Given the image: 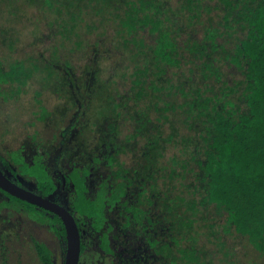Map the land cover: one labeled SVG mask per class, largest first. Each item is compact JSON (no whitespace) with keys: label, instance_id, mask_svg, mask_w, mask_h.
I'll list each match as a JSON object with an SVG mask.
<instances>
[{"label":"trees","instance_id":"trees-1","mask_svg":"<svg viewBox=\"0 0 264 264\" xmlns=\"http://www.w3.org/2000/svg\"><path fill=\"white\" fill-rule=\"evenodd\" d=\"M39 1L0 0L3 44L13 49L18 38L8 35L11 19L37 26L44 19L48 37L60 36L55 58L67 40L123 49L121 64L103 78L118 122L105 121V140L88 161L70 162L65 176L75 191L70 209L91 218L97 236L90 249L82 241L81 257L264 264V0ZM34 3L41 13L25 14ZM24 58L5 64L0 57L5 99L22 93L39 70ZM49 114L41 104L38 119ZM10 155L40 193H55L46 152L28 158L16 148ZM153 155L156 169L139 172L129 161L144 165ZM3 192L0 211L21 204L66 238L57 213ZM34 244L42 264H55L45 242ZM9 259L0 255V264Z\"/></svg>","mask_w":264,"mask_h":264},{"label":"rangeland","instance_id":"rangeland-1","mask_svg":"<svg viewBox=\"0 0 264 264\" xmlns=\"http://www.w3.org/2000/svg\"><path fill=\"white\" fill-rule=\"evenodd\" d=\"M37 6V3L24 6L25 14L41 13ZM1 19L5 18L1 16ZM11 21L8 35L18 38L13 49L9 44H3L0 38V57L5 59V64L29 54L40 57L24 58L29 65L31 61L38 63L39 70L29 79L22 93L10 99L0 96V167L16 183L37 191L36 180L20 172L10 152L22 148L26 157L30 158L32 152L42 149L47 154L50 171L60 185L55 198L70 206L75 196L74 189L70 183L63 185L62 179L68 172V164L76 160L78 164L88 161L109 133L105 121L118 122L114 99H109L112 89L103 78L112 76L117 63L121 64L123 49H114L112 42L104 48L88 42L83 48L67 40L60 47V58H55L52 56L53 44L59 35L48 37L51 29L44 25V19L39 26L31 20ZM74 38L79 39L77 35ZM65 57L71 64L65 61ZM125 59L127 63L129 58ZM41 104L50 110L45 119H38ZM129 161L132 168H137L139 172L158 167L154 155L150 161L143 159L144 165L132 159ZM76 216L83 229L82 240L90 249L97 241L91 218L79 213ZM117 216L112 213V219L119 221ZM35 239L48 245L55 264H64L67 249L64 235L47 222L34 220L22 205L20 210H3L0 213V255L7 254L13 264H42L35 249ZM119 263L132 264L131 260L120 259ZM80 264L111 263L107 255L98 253L93 258L89 254L82 256Z\"/></svg>","mask_w":264,"mask_h":264},{"label":"water","instance_id":"water-1","mask_svg":"<svg viewBox=\"0 0 264 264\" xmlns=\"http://www.w3.org/2000/svg\"><path fill=\"white\" fill-rule=\"evenodd\" d=\"M0 187L24 200L57 213L62 218L66 230L67 249L64 264H79L82 249L81 230L75 215L69 208L49 197L17 184L6 175L1 167Z\"/></svg>","mask_w":264,"mask_h":264},{"label":"flooded vegetation","instance_id":"flooded-vegetation-1","mask_svg":"<svg viewBox=\"0 0 264 264\" xmlns=\"http://www.w3.org/2000/svg\"><path fill=\"white\" fill-rule=\"evenodd\" d=\"M1 169L6 173V171L1 167ZM49 170H50V168H49ZM51 172V171H50ZM52 174V173H51ZM67 174H68V172H67ZM67 174H65V175H63V185H66V183H70V185L73 187V189H74V186L72 185V183L70 182V181H67V179H66V175ZM6 175L11 179V180H13L12 179V177L10 176V175H8L7 173H6ZM52 177L56 180V182H57V184H58V188H57V190L55 191V193L53 194V195H51L49 198H51L52 200H54V201H57L58 203H60V204H62V205H64V206H66L67 208H69L70 209V206H68L67 204H65L64 202L63 203H61V202H59L58 200H57V198H55V195L57 194V192H58V190H59V187H60V185H59V182H58V180L53 176V174H52ZM14 181V180H13ZM15 182V181H14ZM18 184V183H17ZM20 185V184H19ZM26 188V187H25ZM3 190H5V189H3V188H1L0 187V193H2L3 195H0L1 197H4L5 196V194H4V192H3ZM5 191H7V190H5ZM32 191H34V192H37V193H40V190H39V188H38V190L37 191H35V190H32ZM10 193V192H9ZM74 193H75V191H74ZM40 194H42V193H40ZM12 195H14V194H12ZM43 195V194H42ZM14 196H16V195H14ZM45 196V195H44ZM16 197H18V196H16ZM47 197V196H46ZM71 203H72V201H71ZM20 206H21V204H20ZM39 206V205H38ZM42 208H44V207H42ZM19 209V208H18ZM44 209H46V208H44ZM3 210H8V211H10L9 209H2L1 211H0V213L3 211ZM11 210H16L15 208L14 209H11ZM50 211V210H49ZM70 211L72 212V213H74L73 212V210H72V208L70 209ZM51 213H54L53 211H50ZM74 215H75V217H76V219H77V222H78V224H79V228H80V230H81V240H82V233H83V229L81 228V225H80V221H79V219H78V217L76 216V213H74ZM33 218V217H32ZM34 219V218H33ZM34 220H36V219H34ZM49 224V223H48ZM83 241V240H82ZM66 244H67V238H66ZM54 260H55V258H53ZM80 261H81V256H80ZM79 264H80V262H79Z\"/></svg>","mask_w":264,"mask_h":264}]
</instances>
